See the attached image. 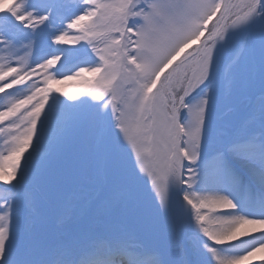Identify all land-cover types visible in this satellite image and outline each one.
<instances>
[{"label":"snow or ice","instance_id":"6c2138e0","mask_svg":"<svg viewBox=\"0 0 264 264\" xmlns=\"http://www.w3.org/2000/svg\"><path fill=\"white\" fill-rule=\"evenodd\" d=\"M0 94V264H264V0H0Z\"/></svg>","mask_w":264,"mask_h":264},{"label":"rangeland","instance_id":"374dc122","mask_svg":"<svg viewBox=\"0 0 264 264\" xmlns=\"http://www.w3.org/2000/svg\"><path fill=\"white\" fill-rule=\"evenodd\" d=\"M88 59H90L88 56L74 54L72 57H70L69 61L65 62V68L70 69L76 64H79V66H82V67H88L87 64L82 63V61L88 60ZM65 75H71V72L67 71L65 72ZM84 77L87 79H92V77L89 75L88 72L84 73ZM57 79L62 80L63 76H58ZM56 87L61 88L64 92H70V93H74L78 90L83 89V85L81 84L80 78L78 77H73L72 79L65 81L63 84L56 85ZM57 94L61 95V98H63L62 93H57ZM2 96L3 94H0V97ZM5 101H6V97L3 99H0V105H3ZM0 143H2V139H0Z\"/></svg>","mask_w":264,"mask_h":264},{"label":"bare ground","instance_id":"6f19581e","mask_svg":"<svg viewBox=\"0 0 264 264\" xmlns=\"http://www.w3.org/2000/svg\"><path fill=\"white\" fill-rule=\"evenodd\" d=\"M253 264H259V262L258 261H253Z\"/></svg>","mask_w":264,"mask_h":264}]
</instances>
